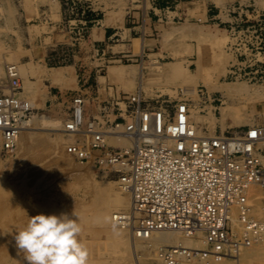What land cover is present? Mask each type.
<instances>
[{"label": "rangeland", "instance_id": "1", "mask_svg": "<svg viewBox=\"0 0 264 264\" xmlns=\"http://www.w3.org/2000/svg\"><path fill=\"white\" fill-rule=\"evenodd\" d=\"M139 1L0 0V96L19 92L33 111L17 150L8 152L0 142V264H26L15 247L14 235L26 225L29 215L39 212L77 214L82 229L79 238L89 252V264L160 263L157 252L162 246L149 245L148 240L134 237L132 230L124 231L114 222L117 195L130 200L118 183L110 182L117 179L116 174L81 164L68 152L63 131L66 104L49 98L78 88L84 67H77V77L71 70L75 61L82 64L84 59L93 68L92 80L102 99L122 92L137 93L143 69L145 97L188 99L196 111L204 109L203 114L214 108L217 117L226 99L227 120L242 117L249 121L247 126L264 124V81L233 78L230 68L236 62L235 40L225 30L226 24H179L158 40L131 32L110 38L103 35L105 13L129 10ZM203 39L209 43L206 48L201 46ZM162 63L174 64L177 70L163 73ZM115 67L128 71L118 75L113 72ZM10 68L18 72L17 87ZM52 68L59 69L56 78L44 73ZM219 89L227 90L226 94ZM47 118H57L60 125L51 126L44 120ZM235 126L246 127L234 124L217 130ZM203 127L210 131L209 123ZM134 239L137 244L132 247ZM208 261L264 264V246L242 244L236 252L231 249L227 256H211Z\"/></svg>", "mask_w": 264, "mask_h": 264}, {"label": "built area", "instance_id": "2", "mask_svg": "<svg viewBox=\"0 0 264 264\" xmlns=\"http://www.w3.org/2000/svg\"><path fill=\"white\" fill-rule=\"evenodd\" d=\"M232 8L227 11L237 16L225 28L235 40L231 75L264 81V10L242 4ZM9 70L17 87L18 72ZM57 99L66 104L68 152L81 164L116 174L132 196V208L115 213L118 224L139 236L175 230L204 238L201 249L180 243L161 248L158 264L204 262L211 252L219 256L226 247L236 252L264 236V205L257 216L249 196L254 185L264 194V124L210 135L185 117L195 111L191 100L138 92L102 99L98 85L84 80ZM32 113L19 92L0 96L5 150L17 146Z\"/></svg>", "mask_w": 264, "mask_h": 264}, {"label": "crops", "instance_id": "3", "mask_svg": "<svg viewBox=\"0 0 264 264\" xmlns=\"http://www.w3.org/2000/svg\"><path fill=\"white\" fill-rule=\"evenodd\" d=\"M240 4L256 6L257 9L264 10V0H222L220 2L219 0H140L133 3L129 10L117 8L105 13L102 21L105 27L103 35L110 38L114 35L131 32L140 38L158 40L163 38L167 32H172L179 27V24L184 25L192 22L200 26L212 27L227 25L237 16L234 13L230 14L227 10ZM80 61H75L71 66L73 74L77 77H79L77 67L81 65L84 67L82 78H78L77 85L79 86L81 80L93 83V68L84 59H82V64ZM176 68L171 63L161 64L163 73L168 72L169 74ZM49 99L57 98L50 97Z\"/></svg>", "mask_w": 264, "mask_h": 264}, {"label": "bare ground", "instance_id": "4", "mask_svg": "<svg viewBox=\"0 0 264 264\" xmlns=\"http://www.w3.org/2000/svg\"><path fill=\"white\" fill-rule=\"evenodd\" d=\"M142 44L144 46V42ZM207 44L209 45V43H207V40L203 39V41L201 42V46L206 48V46H208ZM186 70L184 69L185 72H186ZM44 71H45L44 73H46L49 77H52V78H56L57 76L60 75L59 74V69H57V68H52V69H48V70H44ZM126 71H128V70H126ZM126 71H125L124 67H115V68H113V72L115 74H118V75L119 74L123 75L124 72H126ZM113 72L111 71L112 74H113ZM185 77H187V76H185ZM191 77H189V78H191ZM139 78H140L139 79L140 89H138V93L143 94V89L141 88L143 86V84H144L143 83V69H140ZM185 79L186 78H184V80ZM219 90L224 95L226 94V91L227 90H225V89H219ZM170 94H171V92H170ZM228 107L229 106L227 105V100L225 99L224 100V104L221 105V106H219L220 113H221V116L220 117H217L216 116L215 109L212 108V107L209 110H207V112L205 114H203L202 112L196 111L197 110L196 109L195 111L193 110V112L190 113L189 115L185 116V114H184L183 116H185L187 119H191L192 121H194L199 126V130H200L199 132H202V133L207 132V134H210V135H214L215 133H217L219 131H222V129L217 130V127L218 126L221 127V128H224L226 126H230V125H234V124H244V125H247L245 123H249V121H247V119L245 120L242 117H238V118H236V117L233 118L232 117L233 119L227 120L228 119L227 118V113H228V110H229ZM44 120H47L48 123L51 126H56L58 124L57 123V118L56 119L55 118L54 119L53 118H50V119L47 118V119H44ZM206 123H209L210 124V126H211L210 131H208L205 127H203V125L206 124ZM58 125H60V124H58ZM248 126H250V125H248ZM34 128L35 129H43L44 127H32L30 129H34ZM25 129H29V127L26 128V126H25L23 128L21 134H19V136H18L17 145L19 144V140H20L23 132H25ZM50 129L55 130L57 128L51 127ZM1 140H2V144H3V137H2V133L0 131V142H1ZM15 149H16V147H15ZM71 157H73V156H71ZM110 182L112 184H117L118 183L119 187L123 190V192H125L126 194H128L130 196V200L129 201H126L125 199L120 198V195L119 194L117 195V198L115 200L116 202H115L114 206L112 204L113 208L118 209V211L112 212V217H114V219H115V213L116 212H121L119 209H121L122 211H129L132 208V202L133 201H132L131 194L128 191H126L117 180H113V181L110 180ZM249 196H250V202L254 203V205H255V214L256 215H261V211H262L261 210L262 209L261 206L264 205V194H263V191L258 186L254 185L249 190ZM118 203H121V205H124V206L123 207H120V208H116L117 207L116 205ZM234 212H235V215H237L238 210L235 208L234 209ZM114 222H115V224L117 226H119V228L123 229L124 231L125 230H128V232H129V230L130 231L132 230L131 233L134 234V237H136V238H138L140 240L141 239L148 240L149 241V245H154V246H159L160 245V246H162V248H164V247H168V245H175V244H179L180 243V244H183V245H185L187 247H191L192 249H194V248H197V249H199V248L200 249L201 248H205L204 238L202 236H200V235L193 237V236H189L187 234H184V233H181V232L175 231V230H155V231L151 232L147 236H139L138 234L135 233L134 229H132V228L131 229L130 228H126V227L118 224V222L116 220ZM237 224H238V222H237ZM235 228L240 230L241 229V226H235ZM124 238H126V237H123L122 239H124ZM124 240H123V242H124ZM130 240H132V239H130ZM256 243L259 246L260 245H263L264 246V236L259 241H256L254 244H256ZM136 244H137V241H135V239H134L132 241V247H134ZM124 245L125 244H123V247H124ZM138 246L140 247L139 244H138ZM248 246H251V245H248ZM130 247H131V245H130ZM142 247H144V246H142ZM136 250H135V252H136ZM230 251H231V248L230 247H226L225 250L222 252L221 255L216 256L213 252H211L212 253L211 255L213 257H215V258H223L224 256H227L230 253ZM145 253H147V251ZM155 253H156V251H155ZM158 254L159 253L157 252V258H158ZM208 260L209 259L204 260V262H201L199 260H191V261L186 262V264H210V261H208ZM211 264H212V262H211Z\"/></svg>", "mask_w": 264, "mask_h": 264}, {"label": "clouds", "instance_id": "5", "mask_svg": "<svg viewBox=\"0 0 264 264\" xmlns=\"http://www.w3.org/2000/svg\"><path fill=\"white\" fill-rule=\"evenodd\" d=\"M26 225L14 235L15 247L26 264H89V252L79 238L77 214L29 215Z\"/></svg>", "mask_w": 264, "mask_h": 264}, {"label": "snow or ice", "instance_id": "6", "mask_svg": "<svg viewBox=\"0 0 264 264\" xmlns=\"http://www.w3.org/2000/svg\"><path fill=\"white\" fill-rule=\"evenodd\" d=\"M253 135H254V133H253Z\"/></svg>", "mask_w": 264, "mask_h": 264}]
</instances>
